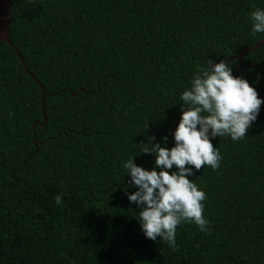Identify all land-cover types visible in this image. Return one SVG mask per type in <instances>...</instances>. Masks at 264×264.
I'll return each mask as SVG.
<instances>
[{
    "label": "trees",
    "instance_id": "1",
    "mask_svg": "<svg viewBox=\"0 0 264 264\" xmlns=\"http://www.w3.org/2000/svg\"><path fill=\"white\" fill-rule=\"evenodd\" d=\"M256 8L264 0H13L7 37L46 94L45 123L33 143L41 92L0 41V264H264V84L253 66L229 62L262 98L255 121L243 139H211L219 166L188 177L206 194L209 232L181 223L176 250L146 239L122 168L130 156L153 167L141 143L173 145L179 93L207 61L263 36L251 32ZM248 62L264 77V42L238 66Z\"/></svg>",
    "mask_w": 264,
    "mask_h": 264
},
{
    "label": "clouds",
    "instance_id": "2",
    "mask_svg": "<svg viewBox=\"0 0 264 264\" xmlns=\"http://www.w3.org/2000/svg\"><path fill=\"white\" fill-rule=\"evenodd\" d=\"M249 19L251 32L264 34V9L251 11ZM206 64L193 73L179 93L182 110L172 132L173 145L141 143L140 153L154 156L150 169L134 163L133 156L122 162L123 174L130 177L129 186L135 187L127 199L138 209L133 215L144 237L153 241L159 237L172 250L178 247L176 233L181 223H193L201 232L210 231L209 221L202 215L206 194L188 177L202 165L212 170L219 166L221 156L211 139L225 135L233 141L243 139L262 103L245 78L233 75L229 62L209 60ZM161 140L167 141V137ZM173 166L175 170L170 172ZM54 201L62 205L61 195L57 194Z\"/></svg>",
    "mask_w": 264,
    "mask_h": 264
},
{
    "label": "water",
    "instance_id": "3",
    "mask_svg": "<svg viewBox=\"0 0 264 264\" xmlns=\"http://www.w3.org/2000/svg\"><path fill=\"white\" fill-rule=\"evenodd\" d=\"M13 0H0V41H4L5 43H7L12 49L13 51L16 53V55L18 56L21 65L23 67V69L25 70V72L35 81V83L38 85L40 92H41V114H42V120L41 121H33L32 122V132H33V143H36L35 139H34V129H33V125L34 124H44L45 123V116H44V98H45V92L43 91V88L41 86V84L39 83V81H37V79L26 69L25 65H24V61L22 59V57L20 56L19 52L17 51L16 47L12 44V42L8 39L7 37V27H8V23H9V17H10V12H11V4H12ZM264 42V34L263 36L254 44L245 47L241 50H239L234 56H232L231 58H229L227 60V62H230L232 60H234V67L237 70H242L247 68L249 65L253 66L257 73L258 76L260 78V81L264 84V77L261 73V70L259 69L258 65L256 63L253 62H248L243 66H238V62L240 60V57L249 52L252 51L254 49H256L257 47H259L262 43ZM186 106H184L185 108Z\"/></svg>",
    "mask_w": 264,
    "mask_h": 264
}]
</instances>
